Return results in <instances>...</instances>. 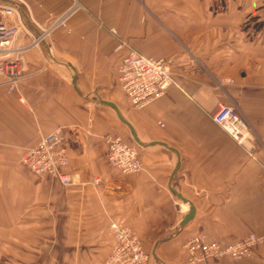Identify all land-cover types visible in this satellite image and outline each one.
Segmentation results:
<instances>
[{
	"label": "crops",
	"instance_id": "0c3cea01",
	"mask_svg": "<svg viewBox=\"0 0 264 264\" xmlns=\"http://www.w3.org/2000/svg\"><path fill=\"white\" fill-rule=\"evenodd\" d=\"M19 4L12 47L25 79H0V264H102L111 221L138 236L148 264H185L197 233L225 244L264 235V0ZM130 50L164 59L172 74L142 109L118 83ZM228 99L255 131L250 151L211 120ZM56 129L70 144L68 187L20 164ZM106 135L136 146L139 173L108 164ZM210 264H264V245Z\"/></svg>",
	"mask_w": 264,
	"mask_h": 264
},
{
	"label": "built area",
	"instance_id": "2783aa9c",
	"mask_svg": "<svg viewBox=\"0 0 264 264\" xmlns=\"http://www.w3.org/2000/svg\"><path fill=\"white\" fill-rule=\"evenodd\" d=\"M18 3L24 0H14ZM82 8L78 3L70 11ZM14 8L0 2V79L11 88L25 79V66L17 56L12 43L19 31ZM173 79L168 63L164 59L144 57L130 50L122 59L118 70V83L133 108L142 109L159 98L171 85ZM230 79L220 80L222 88ZM211 120L237 145L250 151L256 135L241 110L230 99L221 103ZM106 160L110 166L123 175L137 174L141 170L137 148L114 135L104 136ZM70 144L65 133L56 129L48 134L39 133L38 142L27 149L20 158V164L36 177L49 176L62 186L73 185L71 177L64 172L68 166ZM94 180L93 182H96ZM114 243L103 264H145L147 254L139 239L126 226L111 221L109 225ZM264 245V235L249 234L230 243L207 240L199 233L184 245L186 264H210L223 259L241 260L250 258L256 249Z\"/></svg>",
	"mask_w": 264,
	"mask_h": 264
},
{
	"label": "water",
	"instance_id": "95a60500",
	"mask_svg": "<svg viewBox=\"0 0 264 264\" xmlns=\"http://www.w3.org/2000/svg\"><path fill=\"white\" fill-rule=\"evenodd\" d=\"M0 2L8 4L12 8H14L17 12L20 11V4L14 0H0ZM178 198H181V197L178 195ZM190 216L191 215H187L186 217H184L180 225L182 226L184 223H186L189 220Z\"/></svg>",
	"mask_w": 264,
	"mask_h": 264
},
{
	"label": "rangeland",
	"instance_id": "374dc122",
	"mask_svg": "<svg viewBox=\"0 0 264 264\" xmlns=\"http://www.w3.org/2000/svg\"><path fill=\"white\" fill-rule=\"evenodd\" d=\"M249 21H251V19H249L248 22H249ZM243 115H244V114H243ZM244 116H245V115H244ZM245 118H246V116H245ZM246 119H247V118H246ZM247 121H248V120H247ZM248 123H249V121H248ZM249 125L251 126L250 123H249ZM251 127H252V126H251ZM252 129H253V128H252ZM253 130H254V129H253ZM254 132H255V131H254ZM255 135H256V134H255ZM256 140H257V139L255 138V141H256ZM109 225H110V224H109ZM197 234H199V233H197ZM197 234H194V235H197ZM134 235L138 238V236H137L136 234H134ZM194 235H193V236H194ZM110 237H111V239H112V246H113L114 239H113V236H112L111 231H110ZM191 237H192V236H191ZM191 237H190V238H191ZM190 238H189V239H190ZM138 239H139V238H138ZM189 239H188V240H189ZM188 240H187V241H188ZM139 241H140V239H139ZM187 241H186V242H187ZM186 242H185V243H186ZM185 243H184V245H185ZM140 244H141V246H142L141 241H140ZM112 246H111V250H112ZM142 248H143V247H142ZM111 250H110V252H111ZM144 251H145V250H144ZM110 252H109V254H110ZM145 253L147 254V261H146L145 264H148V262L151 260V259H150V252H149V251H145ZM109 254H108V256H109ZM108 256H107V257H108ZM107 257H106V258H107ZM106 258H105V260H106ZM105 260H104V261H105ZM104 261H103V262H104ZM102 264H103V263H102ZM185 264H186V261H185Z\"/></svg>",
	"mask_w": 264,
	"mask_h": 264
},
{
	"label": "trees",
	"instance_id": "16d2710c",
	"mask_svg": "<svg viewBox=\"0 0 264 264\" xmlns=\"http://www.w3.org/2000/svg\"><path fill=\"white\" fill-rule=\"evenodd\" d=\"M261 27H262V24H260V25H254V29H255L256 31L260 30Z\"/></svg>",
	"mask_w": 264,
	"mask_h": 264
}]
</instances>
